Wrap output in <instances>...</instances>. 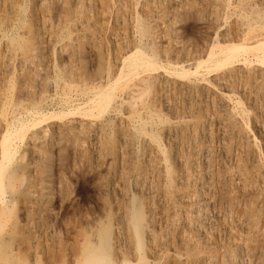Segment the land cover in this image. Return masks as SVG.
<instances>
[{"label":"rangeland","instance_id":"1","mask_svg":"<svg viewBox=\"0 0 264 264\" xmlns=\"http://www.w3.org/2000/svg\"><path fill=\"white\" fill-rule=\"evenodd\" d=\"M229 4L225 6L224 0H0V137L6 123L14 125L11 129L17 120L30 125L18 134L16 152L7 160L2 179L0 264H77L88 237L98 241L96 231L108 227L111 238L102 252L116 263L264 264V130L259 129H264L263 70L253 63L210 73L201 67L199 73L207 79L202 82L194 75L183 80L166 77L159 67L156 73L138 69L137 75L131 72L132 78L115 82L104 107L89 104L96 87L115 80L122 67L120 58L132 47L138 45L159 66L168 67L167 60L188 53L203 55L217 37L248 39L264 33V0H229ZM142 75L151 80L131 89ZM159 123L183 135L175 138L174 146L186 159L182 176L171 179L176 202L167 199L170 194L156 166L158 155L145 144L149 140L144 131H152L169 149ZM131 201L155 223L161 246L157 255L146 246L136 252L124 211ZM201 209H205L202 216ZM233 251L239 262H232Z\"/></svg>","mask_w":264,"mask_h":264},{"label":"bare ground","instance_id":"2","mask_svg":"<svg viewBox=\"0 0 264 264\" xmlns=\"http://www.w3.org/2000/svg\"><path fill=\"white\" fill-rule=\"evenodd\" d=\"M39 1V0H38ZM101 1V0H100ZM105 1V0H104ZM200 1V0H199ZM213 1V0H212ZM224 2H225V6H228V5H230L229 4V0H224ZM193 3H195V2H193ZM192 3V5H194ZM201 3V2H200ZM200 3H198V4H200ZM223 3V2H222ZM23 4V3H22ZM108 4V3H107ZM179 4V3H178ZM181 4H183L182 2H181ZM185 4V3H184ZM206 4V3H205ZM204 4V5H205ZM217 4V3H216ZM251 4V3H250ZM19 5V4H18ZM196 5V4H195ZM222 5V4H221ZM235 5V4H234ZM190 6H191V4H190ZM210 6V5H209ZM231 6H233V5H231ZM247 6H249V5H247ZM21 7V6H20ZM164 7V6H163ZM179 7V6H178ZM87 8V7H86ZM136 8V7H135ZM183 8V7H182ZM183 9H185V8H183ZM186 10H189V9H186ZM192 10V9H191ZM194 10V9H193ZM98 11V10H97ZM211 11V10H210ZM240 11V10H239ZM25 12V11H24ZM26 13V12H25ZM135 14V13H134ZM218 14V13H217ZM90 15V14H89ZM179 15V14H178ZM220 16V15H219ZM23 17V16H22ZM205 17V16H204ZM216 17V16H215ZM222 18V17H221ZM263 18H264V16H263ZM202 19H203V17H202ZM233 19V18H232ZM211 21V20H210ZM216 21V20H215ZM214 21V22H215ZM223 21V20H222ZM213 22V23H214ZM16 23V22H15ZM19 23V22H18ZM160 24V23H159ZM211 24H212V22H211ZM236 24H238V23H236ZM63 25V24H62ZM65 25V24H64ZM235 25V24H234ZM252 25H254V24H252ZM261 25V24H260ZM263 25V24H262ZM80 26V25H79ZM172 26V25H171ZM257 26V25H256ZM74 27V26H73ZM154 27H155V25H154ZM251 27V26H250ZM219 28H220V26H219ZM257 28V27H256ZM134 30V29H133ZM245 31V30H244ZM252 31V30H251ZM65 32V31H64ZM76 32V31H75ZM234 32H236V31H234ZM239 32H240V30H239ZM73 33V32H72ZM154 33V32H153ZM169 33V32H168ZM171 33V32H170ZM231 33V32H230ZM229 33V34H230ZM238 33V32H237ZM259 34L258 35H255V36H252V37H250V38H248V39H235L234 37H225V36H222V37H217L216 39H214L213 41H212V43L206 48V51L204 52V54L203 55H190L189 53H188V56H187V54H186V56L187 57H183V58H177V59H172L171 61L170 60H167V66L168 67H164L163 65H158L154 60H153V57L151 56V55H148V54H146L144 51H142V49H141V47H138V45H137V47H136V49L135 48H131V49H129L123 56H122V58H120L121 59V65H122V67L120 68V70L117 72L118 74H116V78H115V80L113 81V82H107L106 83V85H104V86H102V84H101V87H96L95 88V90L92 92V97L89 99V104L91 103V105H93V106H97V108L96 109H98V108H101V107H104L108 102H109V98H110V96H109V89H111V88H113V86H116L117 84H119V82L117 83L116 81H118V80H120V81H122V79L123 78H128L129 79V77H130V75L131 74H133V73H131V72H133V71H135L134 72V74H136L137 75V70L138 69H141L142 71H144V70H155V69H158V67L159 68H161V70L163 71L162 73H163V75L164 76H166V77H173L174 79H176V80H183V79H185V78H189V76L190 75H194V77H196V76H199V80L200 81H206L207 79H206V77H205V75H203L202 73L200 74L199 73V68H201V67H206V69H207V72H209V71H213L214 72V69H217V71H218V69L219 68H224V67H229V66H234V65H240V64H246V63H253V64H255L258 68H260L261 70H263V72H264V33H261L260 34V32H258ZM7 34V33H6ZM142 34V33H141ZM234 34H236V33H234ZM66 35H68V34H66ZM70 35V34H69ZM149 35V34H148ZM153 35V34H152ZM171 35V34H170ZM169 35V36H170ZM221 35V34H220ZM222 35H225V34H222ZM228 35V34H227ZM226 35V36H227ZM251 35V34H250ZM173 36V35H172ZM232 36H233V34H232ZM19 37V36H18ZM133 37V36H132ZM171 37V36H170ZM174 37V36H173ZM216 37V36H215ZM11 38V37H10ZM59 38V37H58ZM61 38V37H60ZM136 38V37H135ZM141 39V38H140ZM20 40V39H19ZM186 41V40H185ZM135 42V41H134ZM140 42V41H139ZM142 42V41H141ZM190 42V41H189ZM193 42V41H192ZM146 43V42H145ZM8 44V43H7ZM10 44V43H9ZM8 44V45H9ZM13 45V44H12ZM193 45V44H192ZM195 45V44H194ZM196 45H198V44H196ZM196 45H195V47H196ZM206 45V44H205ZM129 46V45H128ZM128 46H127V48H128ZM204 46V45H203ZM77 47V46H76ZM126 48V47H125ZM166 48H168V47H166ZM202 48V47H201ZM171 49V48H170ZM204 49V48H203ZM173 50V49H172ZM195 50V49H194ZM198 50V49H197ZM196 51V50H195ZM199 51V50H198ZM124 52V51H123ZM202 52V51H201ZM195 53V52H194ZM162 54V53H161ZM174 54V53H173ZM202 54V53H201ZM169 55V54H168ZM175 55V54H174ZM113 56V55H112ZM161 56H163V55H161ZM172 56V55H171ZM171 56H169V57H171ZM176 56V55H175ZM155 58V57H154ZM2 59V58H1ZM162 59H164V58H162ZM167 59V58H166ZM5 61V60H4ZM114 61V60H113ZM120 61V60H119ZM161 61V60H160ZM165 61V60H164ZM163 62V61H162ZM2 63H4V62H2ZM113 63V62H112ZM159 63V62H158ZM24 64V63H23ZM2 65V64H1ZM119 65H120V62H119ZM112 66V65H111ZM125 66V70L123 69V67ZM255 66V67H256ZM256 67V68H257ZM112 68V67H111ZM115 68V67H114ZM240 68V67H239ZM2 69V68H1ZM6 70V69H5ZM205 70V69H204ZM220 70V69H219ZM254 70V69H253ZM113 71H115V70H113ZM152 71V72H153ZM151 72V73H152ZM155 73H156V70L154 71ZM201 72V71H200ZM256 72V71H255ZM114 73H116V72H114ZM143 73V72H142ZM150 73V72H149ZM159 73V72H158ZM161 73V74H162ZM205 73V72H204ZM210 73V72H209ZM260 73V72H259ZM140 74V73H139ZM138 74V75H139ZM145 74H148V73H145ZM258 73H256V75H257ZM263 74V73H262ZM115 75V74H114ZM158 75V74H157ZM247 75V74H246ZM245 75V76H246ZM113 76V75H112ZM133 76V75H132ZM153 76V75H152ZM160 76V75H159ZM260 76H262V75H260ZM58 77V76H57ZM134 77V76H133ZM135 77H137V76H135ZM150 76H146V75H142L141 77H138V79H135V80H137L134 84H133V86H131L132 88L131 89H135V88H139L142 84H144L146 81L147 82H149L148 81V78H149ZM157 77V76H156ZM160 77H162V76H160ZM159 77V78H160ZM264 77V76H263ZM113 79H114V76L112 77ZM111 78V79H112ZM130 78H132V77H130ZM257 78H260V77H257ZM112 79V80H113ZM197 79V78H196ZM262 79V78H261ZM159 80V79H158ZM161 80V79H160ZM164 80V79H163ZM106 81H108V80H106ZM127 81V80H126ZM125 81V82H126ZM162 81V80H161ZM254 81H255V79H254ZM115 82L117 83L116 85H115ZM152 82V81H151ZM150 82V83H151ZM170 82H171V80H170ZM187 82V81H186ZM196 82V81H195ZM100 83V82H99ZM126 83H129V81L128 82H126ZM169 83V82H168ZM261 83H263V82H261ZM98 84V83H97ZM104 84V83H103ZM132 84V83H131ZM162 84H164V86H165V82L164 83H162ZM186 84V83H185ZM206 84V83H205ZM255 84V83H254ZM93 85V84H92ZM126 85V84H125ZM145 85V84H144ZM148 85V84H147ZM149 85H151V84H149ZM175 85V84H174ZM209 84H207V86H208ZM256 85V84H255ZM98 86H99V84H98ZM128 86V85H127ZM167 86V85H166ZM257 86V85H256ZM258 86H259V84H258ZM261 86V85H260ZM57 87V86H56ZM153 87V86H152ZM154 87H156V85H154ZM171 87H172V85H171ZM178 87V86H177ZM181 87V86H180ZM169 88V87H168ZM167 88V89H168ZM115 89V88H114ZM113 89V90H114ZM130 89V90H131ZM146 89H148V88H146ZM156 89V88H155ZM162 89V88H161ZM164 89H165V87H164ZM193 89V88H192ZM259 89V88H258ZM128 90V89H127ZM157 90V89H156ZM168 90H170V89H168ZM177 90V89H176ZM194 90V89H193ZM260 90V89H259ZM136 91V90H135ZM146 91H148V90H146ZM253 91V90H252ZM258 91V90H257ZM262 91V90H261ZM112 92V91H111ZM110 92V94H113V93H111ZM179 92V91H178ZM178 92H176L178 95H179V93ZM182 92H184V90L182 91ZM205 92V91H204ZM203 92V93H204ZM247 92V91H246ZM133 93V92H132ZM134 93H136V92H134ZM146 92L144 91V93L143 94H145ZM148 93V92H147ZM146 93V94H147ZM166 93V92H165ZM189 93V92H188ZM159 94V93H158ZM163 94V93H162ZM168 94H172V93H168ZM182 94V93H181ZM258 94H260V93H258ZM127 95V94H126ZM135 95V94H134ZM164 95H167V94H164ZM178 95H175V96H178ZM211 95V94H210ZM231 95V94H230ZM253 95V94H252ZM261 95V94H260ZM262 95H263V93H262ZM156 96V95H155ZM160 96V95H159ZM259 96V95H258ZM112 97V96H111ZM157 97V96H156ZM166 97V96H165ZM193 97V96H192ZM114 98V97H113ZM200 98V97H199ZM214 98V97H213ZM231 98V97H230ZM138 99H139V97H138ZM140 99H141V97H140ZM157 98H155L154 99V101L156 100ZM164 99V98H163ZM169 99V98H168ZM174 99V98H173ZM178 99H180L179 97H178ZM192 99V98H191ZM203 99V98H202ZM201 99V100H202ZM212 99V98H211ZM225 99H226V97H225ZM256 99V98H255ZM146 100V99H145ZM162 100V99H161ZM169 100H171V98L169 99ZM182 100H184V99H182ZM207 100V99H206ZM217 100V99H216ZM263 100H264V98H263ZM157 101V100H156ZM159 101V100H158ZM189 101L191 102V100L189 99ZM211 101V100H210ZM213 101H214V99H213ZM132 102V101H131ZM134 102V101H133ZM165 102V101H164ZM169 102V101H168ZM189 102V103H190ZM194 102V101H193ZM202 102V101H201ZM204 102H205V100H204ZM209 102V101H208ZM221 102H222V100H221ZM87 103V102H86ZM86 103H84L83 104V106L84 105H87ZM128 103V102H127ZM141 103V102H140ZM151 103V102H150ZM167 103V102H166ZM186 103V102H185ZM189 103L187 104L188 106H189ZM206 103V102H205ZM156 104V103H155ZM154 104V105H155ZM190 104H192V103H190ZM215 104H216V102H215ZM219 104V103H218ZM229 104V103H228ZM253 104V103H252ZM251 104V105H252ZM170 105V104H169ZM173 105V104H172ZM193 105V104H192ZM206 105V104H205ZM233 105V104H232ZM261 105H263V104H261ZM88 106V105H87ZM86 106V107H87ZM150 106H152V104H150ZM160 106V105H159ZM165 106H166V104H165ZM180 106V105H179ZM194 106H196V105H194ZM210 106V105H209ZM236 106V105H235ZM89 107V106H88ZM88 107H87V110H89L91 107H89V109H88ZM167 107V106H166ZM170 107H172L171 105H170ZM176 107H177V105H176ZM264 107V106H263ZM85 108V107H84ZM132 108H133V106H132ZM149 108H151V107H149ZM222 108V107H221ZM234 108V107H233ZM253 108V107H252ZM153 109V108H152ZM155 109H156V107H155ZM163 109V108H162ZM166 109V108H165ZM182 109H184V108H182ZM187 109V108H186ZM185 109V110H186ZM188 109H189V107H188ZM192 109H194V108H192ZM196 109V108H195ZM194 109V110H195ZM229 109H230V107H229ZM235 109V108H234ZM261 109V108H260ZM83 110H85V109H83ZM125 110V109H124ZM154 110V109H153ZM174 110V109H173ZM177 110V109H176ZM223 110V109H222ZM221 110V111H222ZM264 110V109H263ZM92 110H90L89 112H91ZM172 111V110H171ZM180 111H182V110H180ZM186 111H188V110H186ZM192 111V110H191ZM210 111V110H209ZM212 111H213V109H212ZM216 111H218V110H215L214 112H216ZM126 112V111H125ZM195 112V111H194ZM222 112H224V111H222ZM85 113H86V110H85V112H84V115H85ZM138 113V112H137ZM150 113H154V112H150ZM168 113V112H167ZM167 113H165V114H167ZM173 113V112H172ZM182 113V112H181ZM204 113H206V111H204ZM225 113V112H224ZM223 113V114H224ZM88 114V113H87ZM90 114V113H89ZM88 114V115H89ZM142 114V113H141ZM187 114V113H186ZM210 114V113H209ZM212 114V113H211ZM228 114H229V112H228ZM92 115V114H91ZM133 115V114H132ZM135 115H136V113H135ZM162 115V114H161ZM170 115V114H169ZM190 115V114H189ZM203 115V114H202ZM234 115V114H233ZM247 115V114H246ZM261 115V114H260ZM122 116H124V115H122ZM142 116V115H141ZM165 116V115H164ZM217 116V115H216ZM225 116V115H224ZM132 117V116H131ZM143 117V116H142ZM153 117V116H152ZM157 117V116H156ZM204 117V116H203ZM246 117V116H245ZM260 117V116H259ZM128 118V117H127ZM130 118V117H129ZM159 117H157L156 119H158ZM173 118V117H172ZM125 119V118H124ZM134 119H136V118H134ZM142 119V118H141ZM146 119V118H145ZM155 119V118H154ZM155 119V122L157 121ZM162 119V118H161ZM169 119V118H168ZM185 119V118H184ZM188 118H186V120H187ZM210 119V118H209ZM228 119V118H227ZM138 120L139 119H137V122H138ZM147 120H149V119H147ZM164 120H166V119H164ZM163 120V122H165ZM212 120V119H211ZM25 121H27V120H25ZM25 121H22V120H17L16 121V125L17 126H15L13 129H11L12 127H10V126H14V125H11V123H6L4 126H3V130H2V135H1V137H0V151H1V157H2V160H1V162H0V200H1V204H0V215H2L3 213H4V209H5V206H4V200L2 199V197H1V192H2V190H3V187L5 186L4 184H2V179L5 177L6 178V175H4L5 174V172L8 170L7 169V160L10 158V157H12L14 154H15V152H16V139H18V134L19 133H21V131H23L25 128H27L28 127V123H26ZM146 120H144V122H145ZM150 121V120H149ZM153 121V120H152ZM158 121H160V120H158ZM158 121L156 122V123H158ZM167 121V120H166ZM171 121H173V120H171ZM6 122V121H5ZM29 122V121H28ZM136 122V123H137ZM148 122V121H147ZM162 122V123H163ZM176 122V121H175ZM178 122V121H177ZM217 122V121H216ZM18 123V124H17ZM136 123H134V124H136ZM141 123V122H140ZM151 123V122H150ZM162 123H159V124H161V125H163ZM167 123V122H166ZM198 123V122H197ZM206 123V122H205ZM208 123V122H207ZM255 123V122H254ZM13 124V123H12ZM127 124V123H126ZM153 124H154V122H153ZM181 124H182V122H181ZM192 124V123H191ZM190 124V125H191ZM204 124V123H203ZM218 124H219V122H218ZM95 125V124H94ZM101 125V124H100ZM143 125H145V123L143 124ZM148 125V124H147ZM176 125V124H175ZM187 125V124H186ZM220 125V124H219ZM30 126V125H29ZM124 126V125H123ZM138 127L140 126V125H137ZM192 126V125H191ZM198 126H200V125H198ZM207 126H208V124H207ZM247 126V125H246ZM89 127V126H88ZM95 127V126H94ZM97 127V126H96ZM100 127V126H99ZM129 127V126H128ZM130 127H132V126H130ZM157 127H158V124H157ZM174 127V126H173ZM187 127V126H186ZM194 127V126H193ZM211 127V126H210ZM224 127V126H223ZM100 128H102V127H100ZM141 128V127H140ZM139 128V129H140ZM149 128V127H148ZM179 128V127H178ZM182 128V127H181ZM205 128H206V126H205ZM246 128H248V127H246ZM262 128V127H261ZM261 128H259L260 130H264L263 128L261 129ZM134 128L132 127L131 128V130H133ZM146 129H147V127H146ZM184 129H186V128H184ZM211 129V128H210ZM88 130V129H87ZM96 130V129H95ZM127 130V129H126ZM135 130V129H134ZM143 130V128L140 130V131H142ZM145 130V129H144ZM160 130V129H159ZM188 130V129H187ZM120 131V130H119ZM128 131V130H127ZM139 131V130H138ZM147 131V130H146ZM146 131H144L145 132V134L142 132V134H144V135H146L148 138H147V140H149L148 142H146L145 144H146V146H147V148H148V150H151V151H153V152H155L157 155H158V158H159V165H156V166H158V175L160 176V178L164 181V183H165V186L167 187V192L170 194V196H168L167 197V199H169V200H171V201H173V202H176V199L172 196V192H171V190H172V188H173V181H171V179H173L174 180V178L173 177H176V178H180L181 176H182V167H185V165H186V159H183L180 155H179V153H178V149H176V147H174L175 145H176V143H177V140H175V138L176 137H179L180 139H182L183 138V135L182 136H178L177 134H175V133H173L172 132V130H171V127H169V126H164L163 125V128H162V131H163V133H164V135H165V137L167 138V142H168V144H167V146H169V149L166 151L165 149H164V146H162L160 143H159V141H158V139H157V137L159 138V136H157V134H154L152 131L151 132H147L146 133ZM207 131H209V130H207ZM220 131H221V129H220ZM96 132V131H95ZM130 132V131H129ZM195 132H196V130H195ZM194 132V133H195ZM225 131H223L222 133H224ZM227 132V131H226ZM225 132V133H226ZM264 132V131H263ZM131 133V132H130ZM135 133V132H134ZM141 133V132H140ZM229 133V132H228ZM121 134V133H120ZM160 134H161V132H160ZM196 134H197V132H196ZM230 134V133H229ZM263 134V133H262ZM129 135V134H128ZM139 135V134H138ZM209 135V134H208ZM211 135V134H210ZM122 136V135H121ZM133 136H134V134H133ZM162 136V135H161ZM205 136H207V135H205ZM227 136V135H226ZM253 136V135H252ZM125 137V136H124ZM140 137H143V136H141L140 135ZM220 137V136H219ZM245 137V136H244ZM263 137V136H262ZM108 138V137H107ZM137 138V137H136ZM164 138V137H163ZM211 138V137H210ZM230 138V137H229ZM133 139V138H132ZM142 139V138H141ZM160 139V138H159ZM222 139V138H221ZM241 139H243V138H241ZM264 139V138H263ZM120 140H121V138H120ZM131 140V139H130ZM145 140V139H144ZM143 140V141H144ZM166 140V139H165ZM179 140V139H178ZM232 140V139H231ZM249 140H250V138H249ZM35 141V140H34ZM76 141V140H75ZM74 141V142H75ZM110 141V140H109ZM128 141V140H127ZM208 141H209V139H208ZM225 142H226V139L224 140ZM131 142V141H130ZM221 142V141H220ZM219 142V143H220ZM188 143V142H187ZM198 143V142H197ZM207 143V142H206ZM210 144H211V142H209ZM222 143V142H221ZM120 144V143H119ZM122 144V143H121ZM134 144V143H133ZM145 144H143V145H145ZM183 144V143H182ZM184 144H185V142H184ZM226 144V143H225ZM237 144V143H236ZM135 145V144H134ZM177 145H179V144H177ZM198 145V144H197ZM245 145V144H244ZM255 145V144H254ZM116 146H118V145H116ZM133 146V145H132ZM210 146V145H209ZM229 146V145H228ZM247 146V145H246ZM179 147V146H178ZM185 147V146H184ZM213 146H211V148H212ZM127 148V147H126ZM141 148V147H140ZM146 148V147H145ZM167 148V147H166ZM199 148V147H198ZM120 149H122V148H120ZM137 149V148H136ZM186 149V148H185ZM196 149V148H195ZM220 149V148H219ZM226 149V148H225ZM257 149V148H256ZM238 150V149H237ZM241 150V149H240ZM129 151V150H128ZM130 151H131V149H130ZM143 151V150H142ZM186 151V150H185ZM184 151V152H185ZM205 151V150H204ZM220 151V150H219ZM225 151V150H224ZM255 151V150H254ZM146 152V151H145ZM150 152V151H149ZM207 152V151H206ZM239 152V151H238ZM244 152V151H243ZM140 153H141V150H140ZM144 153V152H143ZM205 153V152H204ZM240 153H241V151H240ZM123 154V153H122ZM135 154V153H134ZM147 154V153H146ZM198 154V153H197ZM207 154V153H206ZM211 154H212V152H211ZM223 154V153H222ZM120 155V154H119ZM127 155H129L128 153H127ZM145 155V154H144ZM150 155V154H149ZM156 155V156H157ZM208 155V154H207ZM125 156V155H124ZM133 156V155H132ZM183 156V155H182ZM194 156V155H193ZM215 156V155H214ZM224 156V155H223ZM227 156V155H226ZM197 157V156H196ZM205 157V156H204ZM207 157V156H206ZM127 158V157H126ZM138 158H140V157H138ZM142 158V157H141ZM149 158V157H148ZM150 158H151V156H150ZM158 158H156V159H158ZM211 158V157H210ZM227 158V157H226ZM136 159V158H135ZM153 159V158H152ZM155 159V158H154ZM199 159V158H198ZM206 159V158H205ZM208 159V158H207ZM138 160V159H137ZM140 160V159H139ZM142 160V159H141ZM195 160V159H194ZM202 160H204L203 158H202ZM215 160V159H214ZM128 162H130L129 160H127ZM134 161V160H133ZM191 161V160H190ZM189 161V162H190ZM197 161V160H196ZM199 161V160H198ZM198 161H197V163H198ZM201 161V160H200ZM205 161V160H204ZM208 161V160H207ZM210 161V160H209ZM217 160H215V162H216ZM219 161V160H218ZM243 161V160H242ZM246 161V160H245ZM132 162V161H131ZM142 162V161H141ZM150 162V161H149ZM158 162V161H157ZM193 162L194 161H192V164H193ZM206 162V161H205ZM227 162V161H226ZM139 163V162H138ZM148 163V162H147ZM197 163H194V164H197ZM238 163V162H237ZM237 163H235L236 165H237ZM136 164V163H135ZM201 164H202V161H201ZM7 165V166H6ZM131 165V164H130ZM204 165V164H203ZM203 165H202V167H203ZM209 165H211V164H209ZM208 165V166H209ZM243 165V164H242ZM128 166V165H127ZM138 166H139V164H138ZM137 166V167H138ZM141 166V165H140ZM147 166H149V165H147ZM194 166V165H193ZM205 166V165H204ZM129 167V166H128ZM133 167V166H132ZM136 167V170L138 169ZM206 167V166H205ZM204 167V168H205ZM210 167V166H209ZM149 168V167H148ZM193 168V167H192ZM196 168V167H195ZM198 168V167H197ZM213 168V167H212ZM130 169V168H129ZM128 169V170H129ZM184 169V168H183ZM243 169V168H242ZM133 171V169H130V171ZM148 170V169H147ZM203 170H205V169H203ZM206 170H208V169H206ZM218 170V169H217ZM129 171V172H130ZM145 171V170H144ZM149 171V170H148ZM226 171V170H225ZM224 171V172H225ZM230 171V170H229ZM135 172V171H134ZM138 172V171H137ZM147 172V171H146ZM153 172V171H152ZM206 172V171H205ZM222 172V171H221ZM236 172V171H235ZM238 172H240V171H238ZM242 172V171H241ZM225 173H227V172H225ZM131 174V173H130ZM134 174V173H133ZM197 174V173H196ZM204 174V173H203ZM203 174L201 175V176H203ZM210 174V173H209ZM228 174V173H227ZM236 174V173H235ZM238 174V173H237ZM136 175V174H135ZM140 175V174H139ZM173 175V176H172ZM213 175V174H212ZM217 175H218V173H217ZM247 175V174H246ZM209 176V175H208ZM207 176V177H208ZM219 176V175H218ZM221 176V175H220ZM219 176V177H220ZM227 176V175H226ZM206 177V176H205ZM210 177V176H209ZM212 177V176H211ZM228 177V176H227ZM240 177V176H239ZM242 177V176H241ZM240 177V178H241ZM137 178V177H136ZM201 178V177H200ZM213 178V177H212ZM161 179H159V180H161ZM186 179V178H185ZM215 179H217V178H215ZM214 179V180H215ZM222 179V178H221ZM229 179V178H228ZM113 180V179H112ZM118 180V179H117ZM132 180V179H131ZM134 180V179H133ZM150 180V179H149ZM213 180V181H214ZM245 180V179H244ZM249 180H250V178H249ZM204 181V180H203ZM221 181V180H220ZM225 181V180H224ZM230 181V180H229ZM115 182V181H114ZM113 182V183H114ZM202 182V181H201ZM217 182V181H216ZM219 182V181H218ZM217 182V183H218ZM4 183H6V182H4ZM205 183V182H204ZM227 183V182H226ZM175 184V183H174ZM178 184H180V183H178ZM201 184H203V183H201ZM110 185V184H109ZM112 185V184H111ZM120 185V184H119ZM140 185H141V183H140ZM203 185H205V184H203ZM222 185V184H221ZM225 185V184H224ZM251 185V184H250ZM250 185H248V186H250ZM132 186V185H131ZM135 186V185H134ZM142 186V185H141ZM148 186H150L149 185V182H148ZM154 187H155V185H153ZM162 186V185H161ZM177 187V186H176ZM245 187H246V185H245ZM117 188V187H116ZM149 188V187H148ZM147 188V189H148ZM175 188V187H174ZM132 189V188H131ZM139 189V188H138ZM145 189V188H144ZM146 189V190H147ZM150 189V188H149ZM156 189V188H155ZM177 189V188H176ZM179 189V188H178ZM129 190V189H128ZM134 190V189H133ZM136 190V189H135ZM151 190V189H150ZM160 190V189H159ZM166 190V189H165ZM249 190V189H248ZM155 191V190H154ZM164 191V190H163ZM112 192V191H111ZM166 192V193H167ZM207 192V191H206ZM121 193V192H120ZM130 193H132L131 191H130ZM146 193V192H145ZM165 193V194H166ZM167 193V194H168ZM123 194L124 193H122V196H123ZM129 194V193H128ZM137 194V193H136ZM140 195V194H139ZM151 195V194H150ZM177 196V195H176ZM118 197H120V196H118ZM185 197V196H184ZM201 197V196H200ZM131 198V197H130ZM150 199L152 198V197H149ZM204 198V197H203ZM207 198V197H206ZM205 198V199H206ZM163 199V198H162ZM166 199V198H165ZM167 199H166V201H167ZM183 199V198H182ZM204 199V200H205ZM116 200V199H115ZM203 200V199H202ZM207 200V199H206ZM149 201V200H148ZM152 201V200H151ZM199 201H201V200H199ZM132 202V201H131ZM159 202V201H158ZM125 203V202H124ZM150 203V202H149ZM166 203V202H165ZM172 203V202H171ZM126 204H127V202H126ZM129 204V203H128ZM127 204V205H128ZM151 204V203H150ZM169 204V203H168ZM167 205V204H166ZM172 205H173V203H172ZM252 205V204H251ZM151 206V205H150ZM156 206V205H155ZM168 206V205H167ZM211 206V205H210ZM253 206V205H252ZM152 208H153V206H151ZM205 207H207V206H205ZM151 208V209H152ZM155 208H157V207H155ZM170 208V207H169ZM197 208V207H196ZM123 209V208H122ZM176 209V208H175ZM187 209V208H186ZM253 209V208H252ZM157 210V209H156ZM197 210V209H196ZM124 211H125V218H126V221H127V227H128V229L130 230V232H131V236H132V238L134 239V247L136 248V252L138 253V251H140L144 246H146L147 248H148V250H149V253L150 254H155V255H157L158 254V252H160L159 251V249L161 248V246H160V242L159 243H157V238H156V235H159V233H157V234H155V231H154V229H155V223H153V221H152V219H150L151 217V215H149V218L148 217H146V216H144L143 214H142V212H141V210L139 209V207L134 203V201L129 205V207L125 210V208H124ZM166 211V210H165ZM123 212V211H122ZM196 212V211H195ZM200 213V215L202 216V214H204L205 213V209L203 210V209H201L200 211H199ZM254 212V211H253ZM154 213V212H153ZM157 213V212H156ZM168 213H169V211H168ZM249 213V212H248ZM152 214V213H151ZM155 214V213H154ZM164 214V213H163ZM184 214V213H183ZM159 215V214H158ZM169 215H171V213H169ZM185 215V214H184ZM154 216V215H153ZM157 216V215H156ZM199 216V215H198ZM200 216V217H201ZM243 216V215H242ZM170 217V216H169ZM168 217V218H169ZM199 217V218H200ZM220 217H221V214H220ZM164 218V217H163ZM198 218V217H197ZM121 219H122V216H121ZM120 219V220H121ZM124 219V218H123ZM157 219H158V216H157ZM160 219H162V216H161V214H160V217H159V220ZM165 219V218H164ZM185 219V218H184ZM158 220V221H159ZM166 220V219H165ZM165 220H164V222H165ZM174 220V219H173ZM179 220V219H178ZM186 220V219H185ZM160 221H162V220H160ZM155 222V221H154ZM163 222V223H164ZM177 222V221H176ZM187 222V221H186ZM188 222H189V220H188ZM208 222V221H207ZM122 223H124L123 221H122ZM161 223V222H160ZM168 223V222H167ZM1 224V223H0ZM157 224H159V223H157ZM174 224H175V222H174ZM173 224V225H174ZM184 224V223H183ZM187 224V223H186ZM191 224V223H190ZM190 224H188V225H190ZM168 226V225H167ZM167 226H165V227H167ZM99 227V226H98ZM159 227V226H158ZM162 227V226H161ZM171 227V226H170ZM174 227V226H173ZM177 227V226H176ZM186 227V226H185ZM209 227V226H208ZM97 227H95L94 229H96ZM100 228V227H99ZM109 228V227H108ZM104 229V230H99L98 229V231H96V234H97V238L99 239H97L98 241H92L91 240V237H88V242H87V244L84 246V251H83V257H82V259L80 260V262L79 263H77V264H123V262L122 263H116V262H114L113 260H111L107 255H105L103 252H102V250H103V247H104V244L105 243H109V239L111 238V233H110V230L109 229ZM168 228V227H167ZM178 228V227H177ZM161 229V228H160ZM181 229V228H180ZM164 231H165V229H163ZM187 230H188V227H187ZM123 232H125V231H123ZM167 232V231H166ZM167 233H169V232H167ZM161 234V233H160ZM179 234V233H178ZM119 235H120V233H119ZM125 235H126V233H125ZM162 235V234H161ZM159 236V237H162V236ZM113 238V237H112ZM121 238V237H120ZM164 238V237H163ZM101 239V240H100ZM119 239V238H118ZM159 239V238H158ZM179 239V238H178ZM209 239V238H208ZM94 240V239H93ZM124 240V239H123ZM126 240V239H125ZM161 240V239H160ZM204 241V240H203ZM182 243H184V242H182ZM186 243V242H185ZM120 244H121V241H120ZM127 244V243H126ZM178 244H180V243H178ZM236 244V243H235ZM184 245V244H183ZM191 245V244H190ZM83 246V245H82ZM211 246V245H210ZM186 247V246H185ZM115 248H118V247H116L115 246ZM180 249V248H179ZM194 249V248H193ZM182 250H183V248H182ZM167 251V250H166ZM186 252V251H185ZM181 253L182 252H180V254H178V255H181ZM114 254V253H113ZM149 254V255H150ZM117 255V254H116ZM131 255V254H130ZM129 256V255H128ZM141 256V255H140ZM139 256V257H140ZM182 256V255H181ZM182 258V257H181ZM208 258V257H207ZM179 259V258H178ZM231 259H232V262L233 263H236L237 261L239 262L240 261V257H239V255H238V253H236L235 251H233V252H231ZM244 259V258H243ZM120 260V259H119ZM135 260V259H134ZM150 260V259H149ZM160 260V259H159ZM165 260V259H164ZM207 260V259H206ZM122 261V260H121ZM140 261H142V260H140ZM144 261V260H143ZM146 261V260H145ZM139 262V261H138ZM206 262V261H205ZM244 262V261H243ZM136 264H137V262H136ZM150 264H158V263H156V261H151L150 262ZM172 264V263H171ZM185 264V263H184ZM207 264V263H206ZM240 264V263H239Z\"/></svg>","mask_w":264,"mask_h":264}]
</instances>
